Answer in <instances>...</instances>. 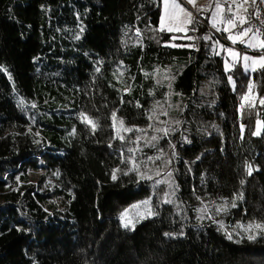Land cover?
I'll use <instances>...</instances> for the list:
<instances>
[{"label": "trees", "instance_id": "trees-1", "mask_svg": "<svg viewBox=\"0 0 264 264\" xmlns=\"http://www.w3.org/2000/svg\"><path fill=\"white\" fill-rule=\"evenodd\" d=\"M160 16L159 0H0V264H264V232L249 240L239 227L264 223V129L252 135L264 121V70L225 71L207 29L184 39L156 31ZM249 83L256 107L241 111ZM113 111L145 132L113 139ZM165 127L175 130H154ZM127 137H143L135 156L152 180L123 174ZM145 200L154 215L139 214ZM205 206L223 228L197 219Z\"/></svg>", "mask_w": 264, "mask_h": 264}, {"label": "snow or ice", "instance_id": "snow-or-ice-1", "mask_svg": "<svg viewBox=\"0 0 264 264\" xmlns=\"http://www.w3.org/2000/svg\"><path fill=\"white\" fill-rule=\"evenodd\" d=\"M183 2V0H182ZM182 2L178 3L177 0H163L164 4V16L161 18L160 26L158 29H155L156 31H164L166 22H167V30L169 32L176 31V32H183L185 33V37L182 38H187L189 40H194L195 37L187 36L188 31H197L196 27H189L192 25H198L199 20L194 19L192 11L188 10L185 6H182ZM257 0H251V3L253 6L256 5ZM187 4H191L193 7H196V0H186ZM261 4H264V0H260ZM248 4V0H215L214 7L212 5H209L207 8H198V12H205V11H211V16L208 17L211 21V25L213 28H215L217 31H223L226 33H229L227 36V39L230 40L233 44H235L238 40H240L241 43L245 45V47H248L253 50H261L262 54L259 57H252L246 53H241L239 51L234 50L231 47L225 48L223 45H220L221 50L227 52L228 56H230L231 63H229L228 59H225V70L226 71H231V68L235 66L236 62H242L243 67L245 72H255L257 71V68L259 67L260 69L264 70V39H259L262 28L260 26H257L253 24L250 21V18L247 15H241L240 14V9H243L245 13L248 12V9L244 7V5ZM252 16L255 17L256 19H260V12L259 10H256L252 13ZM248 25V27H244V25ZM219 25H224L225 27L221 29ZM241 28V31L236 33L235 35L232 34L233 29H235L237 26ZM260 25H264V20H260ZM81 31H83V28H81ZM251 33V36L249 34ZM136 34L139 36L140 35V30L136 29ZM243 37H249L247 40L242 39ZM79 36H76V39H79ZM177 37H173V39H176ZM204 39H211L210 37H203ZM215 44L219 45V41H215ZM166 46H171V47H177L175 44H170ZM181 47H195V45H180ZM215 51V49H214ZM216 54H219L217 51ZM6 71V70H5ZM101 71L100 67H96V72L99 73ZM119 71V69H117ZM123 73H121L122 75ZM11 78V77H9ZM167 78V77H165ZM174 78V77H173ZM229 81H232V77L229 76ZM159 83V81H158ZM171 85H169L170 87ZM254 85L252 83H249L247 92L242 95V103L240 105L241 111L245 108V103L248 102V106L250 108H255L256 107V98L252 97V91H253ZM130 90V89H128ZM258 102L261 106H264V97H259ZM157 105H159V101H157ZM37 105L33 103L31 105L32 108H35ZM139 106V105H138ZM154 111H155V106H154ZM162 115H167L166 111L161 112ZM259 113H257V116ZM81 123L85 124L86 126L90 127L92 132L94 133L96 128L98 127V122L92 119L85 111H81L78 114L77 117ZM111 119L113 121L112 127L115 130V136L113 139H119L121 143H123L126 139L124 135L121 134V132H126V133H131L133 131H138V132H145L143 129H132V128H125L124 127V121L122 119L117 118L116 112L113 111L111 114ZM151 119V116L149 117ZM181 121L177 120L175 121L176 125H179ZM117 124L119 127H117ZM150 128L153 127V125H149ZM264 129V121H261L260 119L256 120V127L255 131H253L252 135L255 136H260L261 135V130ZM156 132H162L165 136L169 134V132L174 131L175 129L171 128H155L154 129ZM31 131V129H29ZM244 131V126L241 125V132L243 133ZM76 134V129L75 127L72 128L70 135H75ZM38 135V133H37ZM243 136H241V139ZM143 139V137H136L135 139L131 137H127L128 143L134 145V147H129L126 149L127 152L132 153L130 157H128L126 160H122V163H130L132 165L131 168L128 169V171H124V175H128L129 171H135L137 175L140 177V179H148L152 180L153 176L150 174V170H145L141 171L139 163L136 160L135 153L138 150L136 145H138L139 141ZM158 137L153 135L151 136V141H158ZM151 141H147L146 143L150 144L152 147H155V144H151ZM184 141L186 143H191V140H189L186 136L184 137ZM112 145L109 144V147ZM173 148V155H175V145H171ZM124 155V151H121V156ZM149 161H155L160 159L159 156L157 157H148L147 158ZM121 171V169L117 168L114 169L112 172V179L115 180L117 179L116 173ZM247 173L249 176L252 175L253 173V165L248 164L247 165ZM59 173H57L58 175ZM156 175H160L159 170L157 169ZM169 177H171L172 173L169 172L167 174ZM161 183H168L169 187L172 188L173 184L171 181H162V180H157L156 184H161ZM243 183V181H241ZM178 190V186H175L174 190L171 193H165V199L162 201L163 203H174L172 197L175 196V191ZM237 199L242 200L243 199V193L238 194ZM142 205L144 207V212L139 213L140 215H154L155 213L152 211L150 207V200H145L142 202ZM135 208L140 209L141 205H134ZM179 208V205H177ZM229 207L235 208L237 207L236 201L232 200L231 202H225L222 205H219L216 207V213H222V212H227L229 210ZM200 214L197 216L198 220H203L205 218L212 220L214 223H218L220 228H223V222H218L214 219L213 216L208 215L210 209L205 206L203 208H200L197 210ZM128 212L125 211L122 216L121 220L124 222L123 226L125 228H128L130 224H132V221L127 219L128 217ZM134 227V225H133ZM239 227L242 228V230L245 233H253L249 234L247 238L249 240H254L256 239V234L253 232V230H259L260 232H264V223H253V224H248V225H239ZM165 235H169L168 233H165ZM228 239H232L231 233L227 234Z\"/></svg>", "mask_w": 264, "mask_h": 264}, {"label": "rangeland", "instance_id": "rangeland-1", "mask_svg": "<svg viewBox=\"0 0 264 264\" xmlns=\"http://www.w3.org/2000/svg\"><path fill=\"white\" fill-rule=\"evenodd\" d=\"M159 1H160V12H161L160 21H159V26H160L161 18L164 16L165 13H164L163 0H159ZM177 2L181 3L182 0H177ZM214 3H215V0H196V7H193L191 4H187L186 0H183L182 6H185L188 10L192 11L194 19H198L199 20V17H200L202 20H204L207 23V25L205 26L207 30H206V33H205L204 37H210L211 38V39H206V40H210V42H211L212 54L222 57L223 62H224V69H225V59L227 58L229 63H231V59L232 58L230 56H228L227 52L221 50L220 45H223L225 48L231 47V48H233L236 51H239L241 53H246V54H248V55H250L252 57H259L262 54L261 50H253V49H250L248 47H245V45L243 43H241L240 40H238L235 44H233L230 40L227 39V36H228L229 33L223 32L222 30L221 31H217L215 28H213L212 25H211L210 19H208V17L211 16V11H205V12H198L197 11L198 8H202V7L203 8H207L209 5H212L214 7ZM244 7H246L248 9V4L244 5ZM259 8L261 9L263 17H264V4L260 3ZM243 13H244L243 9H240V14L244 15ZM200 23H201V21H199L198 24H200ZM189 27H196L197 28V25H192V26H189ZM219 27L221 29H223L225 26L224 25H219ZM165 31L169 32L167 30V22H166V26H165ZM231 31H232V34L235 35L236 33L241 31V28L238 25L235 29H233ZM172 33H179L181 35L185 34L183 32H176V31H172ZM187 36H189V35L187 34ZM249 36H251V33L249 34ZM248 38L249 37H243L242 39L247 40ZM184 39H187V38H184ZM259 39H264V36L260 35ZM215 41H219L220 44L219 45L215 44ZM214 49H215V51H214ZM239 49H241V51ZM217 51L219 52V54H216ZM236 64H239L244 70L242 62L238 61V62L235 63V65ZM169 105H170V107L172 106V108L175 106V105H172L171 103H169ZM163 111L167 112L168 122L169 123L173 122L174 115L173 114H169L167 109H164ZM170 212H171L170 204L169 203H165V213H164V217H163L165 220L169 219V215H170V218H171ZM121 223L123 225L124 222L121 220Z\"/></svg>", "mask_w": 264, "mask_h": 264}, {"label": "built area", "instance_id": "built-area-1", "mask_svg": "<svg viewBox=\"0 0 264 264\" xmlns=\"http://www.w3.org/2000/svg\"><path fill=\"white\" fill-rule=\"evenodd\" d=\"M259 3H260V0H257L256 5L253 6L251 3V0H248V12L247 13L244 12L243 14L247 15L253 24L260 26L262 28L261 35L264 36V25H260V20H264V17H263L261 9L259 8ZM256 10H259V12H260V19H256L255 17L252 16V13ZM199 21H201V23L204 26L207 25V23L204 20H202L200 17H199ZM244 27H248V25L246 24ZM239 50L241 51V49H239Z\"/></svg>", "mask_w": 264, "mask_h": 264}, {"label": "water", "instance_id": "water-1", "mask_svg": "<svg viewBox=\"0 0 264 264\" xmlns=\"http://www.w3.org/2000/svg\"><path fill=\"white\" fill-rule=\"evenodd\" d=\"M204 32H205V26L201 23L198 24L197 25V35L201 34V36H203Z\"/></svg>", "mask_w": 264, "mask_h": 264}, {"label": "crops", "instance_id": "crops-1", "mask_svg": "<svg viewBox=\"0 0 264 264\" xmlns=\"http://www.w3.org/2000/svg\"><path fill=\"white\" fill-rule=\"evenodd\" d=\"M259 6H260V3H259ZM206 29V28H205ZM197 32V31H196ZM199 37H201V34L200 35H198Z\"/></svg>", "mask_w": 264, "mask_h": 264}]
</instances>
